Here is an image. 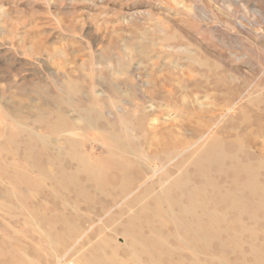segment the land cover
Returning a JSON list of instances; mask_svg holds the SVG:
<instances>
[{
  "label": "rangeland",
  "instance_id": "obj_1",
  "mask_svg": "<svg viewBox=\"0 0 264 264\" xmlns=\"http://www.w3.org/2000/svg\"><path fill=\"white\" fill-rule=\"evenodd\" d=\"M211 141L256 175L262 191L243 197L254 218L218 202L247 175L212 171L215 188L190 196ZM60 173L94 194L95 184L115 190L82 200L56 187ZM184 177L166 199L191 205L200 223L216 213L215 240L210 252L176 248L165 223L163 264L264 259V0H0V264H78L104 236L126 260L119 225L137 207L127 201L175 216L180 207L156 197Z\"/></svg>",
  "mask_w": 264,
  "mask_h": 264
},
{
  "label": "bare ground",
  "instance_id": "obj_2",
  "mask_svg": "<svg viewBox=\"0 0 264 264\" xmlns=\"http://www.w3.org/2000/svg\"><path fill=\"white\" fill-rule=\"evenodd\" d=\"M69 103L71 104V102H69ZM82 111H84L83 112L84 116H85V114L87 116V112L85 110H82ZM100 112H95L96 119H98V120L102 119V112L101 113ZM61 118L62 117L59 116L56 118V120L59 122L62 120ZM86 121H88V123H90V124L96 123V120L95 121L94 120L93 121L92 120H86ZM128 132H129V130H128ZM12 140H13V138H12ZM116 141H118V139ZM205 143H206V141H205ZM120 145H121V143H120ZM125 146H128V145H125ZM42 147H43V149L45 148L44 145ZM225 154L226 153H224L223 144H221V143L219 144L216 141L209 142L207 144L206 148L202 151V153L200 155L198 154L199 157L196 160H194L193 165L197 171L198 176L201 178V182H200V187L196 186L197 188H195V189L192 187V189L190 191V196L194 197V193L195 194L201 193L202 195L205 196V188L206 187L209 186V187L215 188L214 187L215 183L213 184V181L210 180L209 178H207V174L208 173L210 174V172H212V171L216 172L217 174H221V175L226 174L227 172L228 173L231 172L233 175H235L236 179L239 178L240 176H242V174L247 175L248 179L246 182H244V183H240L241 181L237 182V186L239 189L238 193H234L231 190L226 191L225 193H223V195H221L219 197L218 202L223 203L226 206L227 211H229L235 215L236 214L241 215L242 213H245V214L249 215L248 217L254 218L255 215L257 214V211H256L257 208L252 207V205L248 202H244L245 199L243 201V197L245 194L249 195V197L250 196H256L258 193H260V191H262L261 188L259 187L260 185L258 186V184L255 182V180L252 179V176L255 174L250 172L249 167H246L245 165H241L238 162H236L237 159L235 157L228 158L226 156L228 153L226 155ZM72 157L80 165V168L78 171L79 173L85 174L86 176L95 179L97 174L94 172L93 168H91V167L89 168V166L84 163L82 156H80L74 152L72 154ZM225 160H229L230 163L227 164L225 162ZM155 165H157V166H155ZM155 165L151 166L153 171H156L158 169L159 164L157 163ZM251 171H253V170H251ZM75 175H77V174H75ZM75 175H67L65 173H60L59 174V180L56 184V187L60 190H63L64 193L66 192V193L74 194L77 198L82 199V200H86V201L93 198V196L96 195V193H97V195L98 194L99 195H106L109 192L115 190L114 188H111L108 186L95 184V187H94L95 194H94L87 187L82 185L77 180V178H76L77 176H75ZM184 176H186V175H184ZM253 178H255V177H253ZM258 181H260V180L258 179ZM171 182L172 183H171L170 187L168 189L162 190L161 193L158 194L156 197L158 203H160V206L162 205V203H164L163 200L166 199L171 188H179L180 189V188H182V186L183 187L185 186L184 184L187 183V180L184 177V178H176L174 181L172 180ZM228 185H229V183L227 184V186ZM261 187H263V186H261ZM120 188H124V186H121ZM263 190H264V188H263ZM178 192H180V190H178ZM11 193H13L12 195L15 196L16 198L18 197V199H20V200H25L30 196L31 192L29 190H27L26 192H19L18 190L13 189ZM182 193H180V196H184ZM137 200H138V197H135V198H132L131 200H129V202L127 201V203L125 204V208H128L129 206H131L134 203H137V207H136L135 211H133L132 213H129L126 216V218L119 225L120 231H121V236L125 240L124 243L127 246L126 247L127 254H125V256L127 257L126 260L120 259L118 257L117 252H118L119 247L118 246H115V247L110 246V244H109L110 239L107 238L106 236H104V237L100 238L99 240H97L92 246H90L91 248H90V250H88L89 251L88 254L82 256L78 260V264H163V259H164L165 255L169 254L172 251L169 248L170 246L168 245V239L162 233V229H163V227H165L164 226L165 223H171L175 227V236H173V240L175 242L176 248H179L181 246L186 245V246L191 247L193 250L199 249V250H206L209 252L211 251L209 249H211V244L213 243V240H215V234L212 231V229H214V226H215V221H216L215 214L216 213L215 214L212 213V215H211V213H209V215L207 217V219H209V220L207 221L206 224H204V223H200L199 220L194 219V214H193L194 209L191 205L185 206L184 204L181 205L180 202L173 201L172 199L171 200L166 199L165 203H167L168 206L174 205V206L180 207L176 212L177 214L175 216H173V214H172L173 212L169 211V214H168L163 208H161L162 206L159 208L157 207L156 209H153V208H151V206L149 205V203L147 201H144V200L142 201L139 199L138 202H136ZM257 206L260 208L261 203H259ZM168 209H169V207H168ZM214 210H215V208H214ZM111 217L112 216H110L108 219L111 220ZM261 217H262V215H261ZM66 222L67 221H65V219L64 220L60 219L61 224L66 225L67 224ZM154 223L156 225L153 227L151 224H154ZM241 223H242V221H241ZM144 227H145V229L150 230L148 234L144 233V231H145V230L143 231ZM68 234H69V236L75 234L77 237L80 234L79 227L76 225H73V224L72 225L69 224ZM81 236H82V234H81ZM122 242H123V240H122ZM50 244H51V247H58L59 246V244L55 241H51ZM232 244H234V243H232ZM218 246L222 247L221 244H219ZM234 250H236V249H234ZM191 264H197V263L192 262ZM256 264H264V259L262 257L257 258Z\"/></svg>",
  "mask_w": 264,
  "mask_h": 264
}]
</instances>
